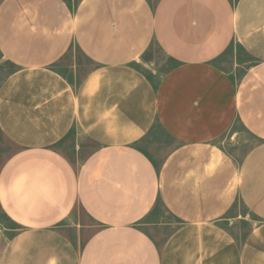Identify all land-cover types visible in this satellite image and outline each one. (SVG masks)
Listing matches in <instances>:
<instances>
[{
  "label": "crops",
  "instance_id": "obj_1",
  "mask_svg": "<svg viewBox=\"0 0 264 264\" xmlns=\"http://www.w3.org/2000/svg\"><path fill=\"white\" fill-rule=\"evenodd\" d=\"M70 1L0 0V264H264V0Z\"/></svg>",
  "mask_w": 264,
  "mask_h": 264
},
{
  "label": "rangeland",
  "instance_id": "obj_2",
  "mask_svg": "<svg viewBox=\"0 0 264 264\" xmlns=\"http://www.w3.org/2000/svg\"><path fill=\"white\" fill-rule=\"evenodd\" d=\"M233 52V49L230 50L227 55L225 56V59H223L222 61L226 60V61H230L229 56H231V53ZM73 60H76L77 62H80L84 68L88 69L90 67V64L85 61L80 54L77 51H73L70 55H67L61 62L59 66L65 67L69 64H71L73 62ZM225 62V63H228ZM174 64L172 62H170L169 60L166 59V57L162 54V52L156 47V46H152V48H150L145 54L144 56H142V59H140V61L137 63V66L148 76L151 77L152 81L155 83L160 76L162 75V73H165L166 71H168ZM11 66L9 65H5L3 72H9L11 71ZM235 129L241 131L239 126H236ZM155 133L158 132L157 129L154 130ZM151 138H154L152 140H148L146 142H144V149H146L148 151V153L150 154H154L153 156H155L156 154H159V150L162 148V145L165 147V145L167 146V148H170L171 144L170 142H166L163 138H158L157 134L155 136H151ZM223 139H225L224 145L223 147L229 151L231 154L235 155L236 157H240L242 156V154H244V152L252 145L253 141H251L245 134H240V136L235 137L234 139H232V141L228 138V136H226V138L224 137ZM66 142L68 143H72L73 142V137L70 136V138L66 139ZM91 149V147L87 148V150L89 151ZM166 149V148H165ZM14 151V147L7 144L6 142H4L3 140H0V164L3 162V159L8 156L10 153H12ZM157 158V157H156ZM235 213H240V214H244L245 210L241 205H236L235 209L228 215V216H232ZM75 215H76V219L81 222V223H88V219L85 216V214L78 208H76L75 210ZM153 218H156V221L162 222V223H168L171 225H168L169 227H167L165 233H168V231H170V228L172 226H176V224L172 221V219L164 212L163 209H161L160 206L156 207V210H154V213H152V215L147 219L148 221L153 220ZM0 227H5L11 230H15V227L2 215V213L0 212ZM148 229H152V228H148ZM238 229H240V234L241 236L245 235L244 233H246L247 230V225H245L244 223H241L240 226H233L232 228V232L234 231V233H238ZM164 234H156L154 237H156L155 239L157 241H160L162 239V237L165 236Z\"/></svg>",
  "mask_w": 264,
  "mask_h": 264
},
{
  "label": "trees",
  "instance_id": "obj_3",
  "mask_svg": "<svg viewBox=\"0 0 264 264\" xmlns=\"http://www.w3.org/2000/svg\"><path fill=\"white\" fill-rule=\"evenodd\" d=\"M75 1H76V0H75ZM66 2H67L70 6H72V3H71L70 0H66ZM74 5H76V4L74 3ZM152 46H156V44H152V45L150 46V48H152ZM156 47H157V46H156ZM150 48H149V49H150ZM149 49H148V50H149ZM173 66H174V65H173ZM173 66H172V67H173ZM172 67H171V68H172ZM171 68H170V69H171Z\"/></svg>",
  "mask_w": 264,
  "mask_h": 264
}]
</instances>
